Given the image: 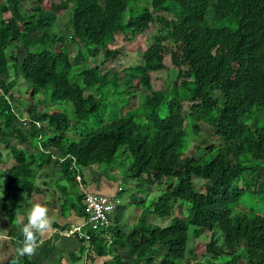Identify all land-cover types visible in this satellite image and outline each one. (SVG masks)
I'll use <instances>...</instances> for the list:
<instances>
[{
    "label": "trees",
    "instance_id": "1",
    "mask_svg": "<svg viewBox=\"0 0 264 264\" xmlns=\"http://www.w3.org/2000/svg\"><path fill=\"white\" fill-rule=\"evenodd\" d=\"M152 25L158 33L137 66L103 71L122 53L112 47L117 37L146 38ZM74 68L81 84L71 81ZM164 70L175 74L171 88L154 90L151 74ZM140 89L148 94L137 108L105 122L100 108L109 93ZM64 103L72 106V120L48 109ZM91 118L97 127L77 133ZM188 121L193 135L202 123L219 142L203 138L200 158L185 154ZM120 148L131 157L129 178L163 190L127 232L116 220L87 232L89 253L79 247L87 263L264 264V0H0V160L6 153L10 162L0 170L5 237L23 246L18 202L41 193L34 185L40 172L56 163L66 183L77 184L76 169L111 166ZM243 197L254 203L245 205ZM82 198L77 192L70 207L80 220ZM152 215L168 224L151 225ZM190 237L203 245L202 255ZM33 239L37 244L38 235ZM120 251L131 257L126 261ZM37 254L38 248L6 264H35ZM68 257L72 264L81 260L73 251Z\"/></svg>",
    "mask_w": 264,
    "mask_h": 264
},
{
    "label": "rangeland",
    "instance_id": "2",
    "mask_svg": "<svg viewBox=\"0 0 264 264\" xmlns=\"http://www.w3.org/2000/svg\"><path fill=\"white\" fill-rule=\"evenodd\" d=\"M33 7L31 3H28L24 6L25 9L30 10V8ZM169 17V16H168ZM67 22V17L63 16L59 22H57V27L60 31L63 30V24ZM157 26V25H156ZM151 27V30L147 34V37H136L135 40L132 42L124 41L121 37H117L115 39L114 44L112 45L113 48H123L122 53L112 62H109L106 64L103 68V71H107L110 69H116V71H121L124 68L127 67H135L137 66L139 62V52L144 51L148 48V46L152 43L155 35H157L159 27L155 29V27ZM12 49L9 48L8 54ZM17 53L20 54V57L23 58L26 53L25 51L20 47L16 50ZM74 62V61H73ZM98 63V62H96ZM75 67H85L83 65H80L79 63L73 64ZM73 73H76V70H74L71 73V81L73 83L81 84L80 77L78 79H73ZM175 78V74L171 70H164L160 73L151 74V84L154 90H163L166 91L171 88L172 80ZM23 85L18 84V90L19 93H21V100L19 104H27L28 103V97L26 92H23ZM23 92V93H22ZM111 92V91H110ZM121 92L120 90L118 93H116L113 90L112 93H109V95L106 96L105 99H103V103L106 104V107L102 105L100 108V111H103V118L105 122H110L113 120L114 116L119 113L124 115L129 110H133L137 108L141 102L142 97L144 95H147L148 92L146 90H137L136 93L133 94L131 91L127 93V95L119 94ZM134 99L132 100L131 97ZM100 96V95H99ZM27 102V103H26ZM48 109H52L57 112H62L68 116L69 119H73V109L70 103H64L63 105H55L50 106ZM97 118H91L87 122L81 123L80 126H76L77 133H81L84 129L89 128H95L98 124ZM194 122L188 121L186 123V130H185V140H186V151L185 154H187L189 157L194 158H200L204 154V148L200 146V142L203 138L209 137L213 144L218 145L219 142H215L212 140L211 137V129L203 125L202 123H197L198 127L200 128L199 135H193L192 133V126ZM74 133L68 134V137L74 138ZM21 144V143H20ZM24 146V145H23ZM201 147V148H200ZM217 147V146H216ZM200 148V149H199ZM49 152H52V156L56 160H61V156L59 152L55 149L48 148ZM189 152V153H187ZM206 155V154H205ZM9 157L6 153L3 154L2 159L0 160V170H4L5 168L9 167L10 162L8 161ZM131 163V157L129 154L124 152L123 148L118 149L116 153V158L111 166H97L92 168V172L90 170H82L84 176H82V184H87L90 186H95L100 189L99 194H103L105 196L111 192H117L116 195H111V197H114V218L116 217V224L119 225L121 230L123 232H127L128 229H126V226L130 224V222L135 221V219L139 216H141L142 213L146 211V209L149 208L150 204H152L157 197L160 196L163 190V186H147L142 182V179H131L129 178V168ZM54 168V167H53ZM54 170V169H52ZM51 169L48 171L50 173ZM81 171V172H82ZM86 171V172H85ZM80 173V172H79ZM44 175H41V178L39 180H43L45 182L48 181V174L43 173ZM82 174V175H83ZM50 176L52 177V173H50ZM48 177V178H47ZM84 177V179H83ZM53 184L57 182V185H54L57 189V192H55L56 199H52V196L49 195L48 197H42V200L40 201L41 206H44L48 211L47 215L49 217V222L57 223L58 225L64 227L68 225L70 222L67 220L66 222L62 221L63 219L55 215L54 209L49 210L47 204L50 201H55L57 199L61 200V203L65 202V206L63 207V214L64 216H67L69 213H71V205L76 204V193L77 188L70 184L66 183V181L62 178V175L60 173H57L53 179ZM37 182V181H36ZM51 182V181H50ZM38 185V182L36 183ZM83 186V185H82ZM43 187V186H42ZM61 187H65L66 191L61 192ZM104 190H106V194L104 193ZM82 195L87 194L88 192H85L83 187H81ZM4 194V190L0 189V199ZM35 198H29L23 195L20 197V200L18 202L19 207L17 210V221L18 224L21 225V228L23 226V223L21 221H25V217H27L28 211L34 206L37 205L35 203ZM243 201L245 205L250 206L254 203V201L249 197H243ZM54 202V203H55ZM60 203V205H61ZM139 203V204H137ZM82 205V202H81ZM27 207V209L25 208ZM30 207V208H29ZM29 208V209H28ZM83 209V208H82ZM1 211V209H0ZM2 213V212H1ZM84 215V213H83ZM113 217V216H112ZM114 220V219H113ZM147 220L151 225L164 227L168 224V219H161L156 216H148ZM72 223V222H71ZM83 220H80L79 223L73 227H68L67 232H59L55 230L51 224L50 228L47 232L44 233H36L38 235V254L34 257V263L35 264H72V262L69 260L68 257V249H66L63 246V242L60 245V239L62 234L69 237H74L78 242L83 243L82 240H79L76 235H72L69 232L73 231L72 229L79 227L82 225ZM112 223V218H111ZM7 227L5 226L4 222H0V264H6L9 258L15 257L20 258L17 254V249L19 248V243L17 242H11L5 237ZM89 232V231H88ZM88 234V233H87ZM62 238V239H63ZM50 241V247H46V242ZM90 241V239H89ZM86 241L87 244H84L86 246V254L90 251V242ZM189 242H192L194 244V252L197 256H200L204 253V247L202 244L194 242V239L190 237ZM190 243V244H192ZM74 255H77L81 257V260H79L77 263L74 264H89L87 263V260H85V255L79 254V249L77 251H73ZM120 256H122L126 261L131 257V254L129 252H123L120 251ZM99 261V260H98ZM97 264H99L97 262ZM244 264V263H240Z\"/></svg>",
    "mask_w": 264,
    "mask_h": 264
},
{
    "label": "crops",
    "instance_id": "3",
    "mask_svg": "<svg viewBox=\"0 0 264 264\" xmlns=\"http://www.w3.org/2000/svg\"><path fill=\"white\" fill-rule=\"evenodd\" d=\"M55 168L56 169H54V170H51L50 171V173H52V175H56L57 173H60L61 174V172H60V167H59V165H56L55 164ZM93 168V167H92ZM92 168L90 169L91 171H92ZM51 169V167H49L47 170H46V172H45V174H48V181L47 182H45V181H43V180H39V178H41V175H44L43 174V172H40L38 175H37V177H36V179H35V183H34V185H35V187L38 189V190H40V194H34L31 198H35L36 199V201H35V203H37V204H39V205H41L40 203V201L42 200V197H48L49 195H51L52 196V198H51V200L54 198V199H56V196H55V192H57V189L55 188V186H54V184H53V181H52V179L50 178V173H48V171ZM80 170V169H79ZM82 171V170H81ZM81 171H80V173H81ZM86 171H88L87 169H86ZM85 171V172H86ZM83 174V172L81 173V178H82V176H84V174ZM83 179H84V177H83ZM38 182V185L36 184L37 182ZM51 181V182H50ZM57 183V182H56ZM72 184V183H71ZM72 185H74L76 188H77V192L79 193V195H81L82 194V192H81V187H83V189H84V191L85 192H88V193H99L100 192V189L99 188H97V187H95V186H92V185H88V183L87 184H82V183H74V184H72ZM83 185V186H82ZM43 186V187H42ZM61 192H65V191H61ZM106 192V190H104V193ZM106 194V193H105ZM117 194V192L115 191V192H111V193H109V194H107V195H116ZM55 201H50V202H48L49 204H47V206H48V208H49V210H52V209H54V212H55V215L57 216V214L59 215V217L60 218H62L63 220L62 221H64V222H66L67 220H69L70 222L68 223V225H66L65 227H73V226H75V225H77L78 223H79V221H80V219L79 218H77L76 216H75V214H74V212H73V210L71 209V213H69L67 216H64V214H63V207L65 206V202H63V203H61V200L60 199H57L56 200V202L54 203ZM82 202V201H81ZM60 203H61V205H60ZM81 205V204H80ZM82 206V205H81ZM30 208V207H29ZM28 208V209H29ZM113 219L114 220H116V217L114 218V215H113V217H112V224H111V226L110 227H114V224H113ZM117 221V220H116ZM72 222V223H71ZM57 224V223H56ZM64 237V235L62 234V236H61V239H60V245H61V243L63 242V246L66 248V249H68V252L67 253H69V252H72V251H77L78 249H79V247H80V243L81 242H78L74 237H69V236H65V238H63ZM63 238V239H62ZM9 240V239H8ZM84 245V244H83ZM86 256V255H85ZM97 262L99 263V264H101V261L99 260V261H97V260H95L94 262H93V264H97Z\"/></svg>",
    "mask_w": 264,
    "mask_h": 264
},
{
    "label": "built area",
    "instance_id": "4",
    "mask_svg": "<svg viewBox=\"0 0 264 264\" xmlns=\"http://www.w3.org/2000/svg\"><path fill=\"white\" fill-rule=\"evenodd\" d=\"M74 165H71V169ZM75 180L77 183L81 182V177L76 175ZM114 197L105 196L99 193H87L82 198V208L84 219L82 225L72 229L69 233L76 235L82 244H87L89 236L87 232H95L107 229L111 226V218L114 214Z\"/></svg>",
    "mask_w": 264,
    "mask_h": 264
},
{
    "label": "clouds",
    "instance_id": "5",
    "mask_svg": "<svg viewBox=\"0 0 264 264\" xmlns=\"http://www.w3.org/2000/svg\"><path fill=\"white\" fill-rule=\"evenodd\" d=\"M62 162H63V159L61 158L59 163H62ZM72 164L75 165L74 162ZM56 165H58V164H56ZM80 171L81 170L76 169L75 174H74V180H75L76 175L80 176V173H79ZM81 180H82V178H81ZM47 211L48 210L44 206H41L39 204L34 205L28 211L27 222L24 223L22 228H21V231L25 237V240H24L23 246L17 249V254L19 256H25V255L31 256V255H33L35 250H36V247H37V244L33 239L34 234L44 233V232H47L49 230L50 222H49V217L47 215Z\"/></svg>",
    "mask_w": 264,
    "mask_h": 264
},
{
    "label": "bare ground",
    "instance_id": "6",
    "mask_svg": "<svg viewBox=\"0 0 264 264\" xmlns=\"http://www.w3.org/2000/svg\"><path fill=\"white\" fill-rule=\"evenodd\" d=\"M103 195V194H102Z\"/></svg>",
    "mask_w": 264,
    "mask_h": 264
}]
</instances>
